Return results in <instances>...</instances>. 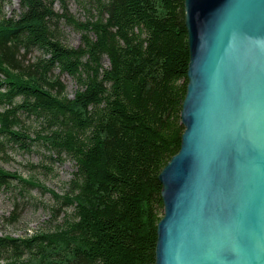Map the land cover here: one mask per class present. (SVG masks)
Masks as SVG:
<instances>
[{
    "label": "trees",
    "instance_id": "16d2710c",
    "mask_svg": "<svg viewBox=\"0 0 264 264\" xmlns=\"http://www.w3.org/2000/svg\"><path fill=\"white\" fill-rule=\"evenodd\" d=\"M17 1L18 13L6 16L0 0V147L28 149L34 139L18 129L19 115L41 118L47 131L36 139L74 162L68 191H49L73 216L51 233L0 236V256H12L10 264H153L158 174L183 131V0H74L89 7L85 22L70 14L69 0ZM61 21L81 32L77 47L63 43ZM34 50L41 55L29 62ZM56 69L75 80L71 99ZM14 181L44 189L0 167V190Z\"/></svg>",
    "mask_w": 264,
    "mask_h": 264
},
{
    "label": "water",
    "instance_id": "95a60500",
    "mask_svg": "<svg viewBox=\"0 0 264 264\" xmlns=\"http://www.w3.org/2000/svg\"><path fill=\"white\" fill-rule=\"evenodd\" d=\"M179 149L153 264H264V0H183Z\"/></svg>",
    "mask_w": 264,
    "mask_h": 264
},
{
    "label": "rangeland",
    "instance_id": "374dc122",
    "mask_svg": "<svg viewBox=\"0 0 264 264\" xmlns=\"http://www.w3.org/2000/svg\"><path fill=\"white\" fill-rule=\"evenodd\" d=\"M68 9L73 17L85 22L89 19V7H83L74 0L68 1ZM56 12H61L58 4L54 5ZM18 1L5 0L4 14L11 16L17 14ZM92 13H94L92 11ZM60 32L63 43L69 47H77L80 43L81 32L72 26L60 23ZM39 50H34L27 56L33 62L40 56ZM104 66L108 65L106 58L102 59ZM59 74L56 69L53 76ZM59 80L64 85L62 96L71 99L76 89L75 80L68 74H59ZM18 129L26 132L29 138L34 139L25 149L14 142H3L0 147V167L8 172H15L23 178L33 179L43 186L22 188L13 182L9 189L0 190V236L25 238L38 233L53 232L56 226L64 224L65 220L72 219L73 208L64 206L57 201L49 191L57 195H64L69 189V180L75 168L74 162L66 155L58 157L44 142L36 139L46 134L47 129L41 126V118L19 115ZM1 140V139H0ZM29 253H23L21 259L29 258ZM12 256H0V264H10Z\"/></svg>",
    "mask_w": 264,
    "mask_h": 264
}]
</instances>
